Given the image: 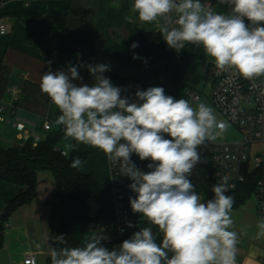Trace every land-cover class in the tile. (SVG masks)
<instances>
[{
	"label": "clouds",
	"instance_id": "1",
	"mask_svg": "<svg viewBox=\"0 0 264 264\" xmlns=\"http://www.w3.org/2000/svg\"><path fill=\"white\" fill-rule=\"evenodd\" d=\"M219 3L230 12H215L201 0H133L131 11L141 22L155 23L177 52L186 44L202 46L218 70H231L247 80L264 77V0ZM138 46L133 42L131 48ZM50 64L40 78V90L59 110L54 123L69 141L64 155L84 144L118 163L136 193L129 198L132 212L162 234L157 242L153 228L143 227L110 249L103 243L107 234L93 232L82 246L52 248L51 264H236L240 234L233 230L234 198L226 194L227 178L213 185V198L207 200L189 179L201 162L198 146L214 141L229 125L217 121L208 105L194 108L159 86L137 89L136 101L130 102L104 75L110 70L107 63H69L66 70L55 72ZM78 67H86L94 78L91 86L74 83L83 79ZM133 154L150 160V171L138 168ZM81 164L76 156L69 166L78 169ZM256 229L255 238H264V218ZM57 240L63 243L64 235Z\"/></svg>",
	"mask_w": 264,
	"mask_h": 264
},
{
	"label": "crops",
	"instance_id": "2",
	"mask_svg": "<svg viewBox=\"0 0 264 264\" xmlns=\"http://www.w3.org/2000/svg\"><path fill=\"white\" fill-rule=\"evenodd\" d=\"M214 1L206 5L201 0L206 7H211ZM214 4L222 5L219 0ZM25 5L21 0H9L0 11V20L9 29L7 34H0V102H9L12 99L11 90H19L16 98L19 114L27 120L26 132L18 131L12 123L0 121V144L4 147L22 144L33 130L43 138L48 133L43 127L45 121L51 124L52 129L59 128L54 123L59 110L41 92L40 78L49 70V62L51 70L55 72L66 70L69 63L80 64L83 57L79 53L67 54L58 48L60 29L57 23L96 33L103 12L110 6L103 0H31L27 7ZM22 10H26V13L19 15ZM229 12L230 9L227 14ZM78 71L83 79L74 83L89 86L94 83L86 67H78ZM211 142L206 141L205 145L198 146L201 149V162L193 167L194 172L189 176L195 190L205 200L211 199L206 191L211 172ZM63 147L65 150V145ZM77 148L89 152L80 170L93 172L100 188L99 194L88 202L89 213L95 219L90 229L92 232L106 233L109 237L107 241L116 240L121 232L108 156L88 145L79 144ZM56 187L57 176L53 171L46 169L37 172L35 196L30 202L17 207L7 220L4 239L0 241V264H24L29 254L35 255L39 264H51L48 260L52 250L49 238L53 209L49 199ZM26 190L27 186L0 180V212L12 198ZM260 202V197L253 195L232 210L233 230L240 234L236 264H264V238H255L257 221L262 218Z\"/></svg>",
	"mask_w": 264,
	"mask_h": 264
},
{
	"label": "trees",
	"instance_id": "3",
	"mask_svg": "<svg viewBox=\"0 0 264 264\" xmlns=\"http://www.w3.org/2000/svg\"><path fill=\"white\" fill-rule=\"evenodd\" d=\"M110 4L99 20L96 33L72 29L57 23L60 35L57 46L67 54L79 53L83 63L99 64L98 53L111 60L115 67L104 75L110 78L112 84L125 90L133 91L136 87L146 90L149 87H163L166 95L176 99H185L189 88L185 76L192 60L197 59L203 64L207 62L202 46L186 44L177 52L163 40L156 28H147L129 20V2H123L119 7ZM26 10L20 11L21 15ZM125 26L129 36L122 42L105 41L102 33L113 26ZM133 42L138 47L133 49ZM139 58L134 59L133 56ZM65 136L61 127L50 129L37 143L33 137H28L22 144L4 147L0 144V180L27 186V190L12 198L7 207L0 212V241L4 239L7 220L11 213L20 205L30 202L35 196L37 172L51 170L57 176V187L53 191L49 203L53 209L52 230L49 238L52 248L82 246L86 237L93 232L91 223L95 220L89 213L88 202L100 191L99 184L93 172L84 173L80 167L71 168L73 157L78 156L82 163L89 152L76 148L65 156L61 142ZM82 165V164H81ZM264 176V164L261 168L247 174L245 181L234 190L227 192L234 198L233 209L243 205L253 195H258V182ZM215 183L214 174L210 172V180L206 191L213 198L211 191ZM134 229L121 233L116 240L103 243L105 246L118 248L120 243L143 227H152L160 241L162 234L156 226L150 225L146 218L138 215L134 219ZM59 234L64 235V242L57 240ZM51 262V257L48 260Z\"/></svg>",
	"mask_w": 264,
	"mask_h": 264
},
{
	"label": "built area",
	"instance_id": "4",
	"mask_svg": "<svg viewBox=\"0 0 264 264\" xmlns=\"http://www.w3.org/2000/svg\"><path fill=\"white\" fill-rule=\"evenodd\" d=\"M8 1L0 0V11ZM21 1L27 5L31 2V0ZM106 1L113 4L133 3V0ZM203 1L206 5H210L214 0ZM155 28L159 30L156 24ZM8 31L7 24L0 20V34H7ZM202 75L210 83L209 103L220 116L217 117V121L226 122L229 125L228 128H232L238 134L237 138L228 140L225 137V131L210 143L211 172L214 174L215 183L221 182V179L226 177L229 191H231L245 181L248 173L261 168L264 164V151L262 153L252 152L255 144L264 143V94L261 92L264 88V77L247 80L231 70H218L214 61H208L202 65ZM10 94L12 99L9 102H0V121L12 123L18 131L26 132L27 120L19 114L16 102L20 91L13 89ZM186 94L192 106L202 99L200 92L191 87L187 89ZM121 95L128 97L130 102H135L137 99L135 91H123L122 89ZM43 127L46 131L52 128L48 121L44 122ZM28 137H33L35 143L41 139L34 130L27 135ZM166 138L170 137L166 136ZM64 152L65 150L62 151L63 154ZM131 159L138 168L145 172L150 171L147 168L150 160L141 161L135 154ZM109 166L117 222L120 232L124 233L135 228V226L128 227L127 224L131 222L134 225V219L139 215L132 212L129 202V198H135L136 193L129 188L131 180L120 174V165L109 160ZM258 196L261 200V212L264 215V176L258 182ZM24 264L39 263L35 255L29 254Z\"/></svg>",
	"mask_w": 264,
	"mask_h": 264
},
{
	"label": "rangeland",
	"instance_id": "5",
	"mask_svg": "<svg viewBox=\"0 0 264 264\" xmlns=\"http://www.w3.org/2000/svg\"><path fill=\"white\" fill-rule=\"evenodd\" d=\"M217 0L214 1V3H216ZM213 3V5L211 7H206L208 9H211L215 12H219L222 14H227V12L229 11V8L225 5H215ZM131 6L132 4H129V20L137 23L140 26L143 27H147V28H154L155 29V23L153 24H149V23H144L141 22L138 19V16L136 13L131 11ZM102 36L104 37V42L105 41H111V42H122L124 39H126L129 36V31L127 30V28L125 26H113L109 29H107L106 31H104L102 33ZM207 56V55H206ZM208 61H213L211 57L207 56V62ZM202 65L203 63L197 59H194L191 61L189 68L187 70L186 76H185V82L187 83L188 87L193 88L194 90L196 89L197 91L200 92L202 99L197 102L193 107H197L199 104L203 103L208 105L209 107V94H210V83L207 79H205V77L202 75ZM118 86V85H115ZM123 91H125V88H122ZM138 89H142V88H138ZM133 91H137V89H134ZM185 99L189 101V98L185 92ZM212 108V107H211ZM214 111V110H213ZM214 114L217 117H220L215 111ZM225 137L228 140L231 139H235L238 137V134L232 129V128H228V130L225 133ZM69 141L64 139L61 143V147H63L64 145H66V143H68ZM64 149V147H63ZM197 151L200 154L201 149L197 148ZM264 151V143H258L255 144L252 148V152L253 153H262ZM211 160V158H210ZM194 172V171H192ZM262 218H264V215L261 213L260 215Z\"/></svg>",
	"mask_w": 264,
	"mask_h": 264
},
{
	"label": "water",
	"instance_id": "6",
	"mask_svg": "<svg viewBox=\"0 0 264 264\" xmlns=\"http://www.w3.org/2000/svg\"><path fill=\"white\" fill-rule=\"evenodd\" d=\"M98 58L100 59L101 63H107L110 67H115V65L111 62V60L103 55V53L100 51L98 53Z\"/></svg>",
	"mask_w": 264,
	"mask_h": 264
}]
</instances>
